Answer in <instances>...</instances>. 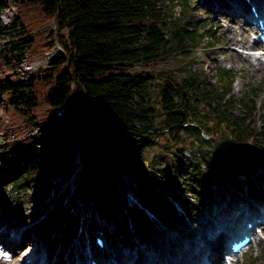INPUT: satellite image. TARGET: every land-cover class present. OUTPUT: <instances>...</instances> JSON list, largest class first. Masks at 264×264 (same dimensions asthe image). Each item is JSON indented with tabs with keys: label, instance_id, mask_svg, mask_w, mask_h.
Instances as JSON below:
<instances>
[{
	"label": "trees",
	"instance_id": "16d2710c",
	"mask_svg": "<svg viewBox=\"0 0 264 264\" xmlns=\"http://www.w3.org/2000/svg\"><path fill=\"white\" fill-rule=\"evenodd\" d=\"M9 4L17 12L9 24L0 18V167L29 205L21 223L37 220L58 238L82 218L55 183L78 149L69 198L109 221H160L174 202L180 217L195 211L223 170L238 180L210 137L264 147L253 79L234 95L235 71L217 67L211 82L193 70L201 45H220L217 26L189 18V0H0V11ZM56 46L47 64L21 72Z\"/></svg>",
	"mask_w": 264,
	"mask_h": 264
},
{
	"label": "rangeland",
	"instance_id": "374dc122",
	"mask_svg": "<svg viewBox=\"0 0 264 264\" xmlns=\"http://www.w3.org/2000/svg\"><path fill=\"white\" fill-rule=\"evenodd\" d=\"M254 2L260 5L264 0H254ZM189 3L191 5V10L187 13L189 18L196 21L204 19L203 21L218 27L217 44L220 45L208 48L201 45L192 59H190V62L193 63V70L200 77L208 76L211 82L214 81V72L217 67L235 71L237 76L232 89L234 95L240 94L247 77L252 78L253 85L260 87L257 101L261 103L260 114L264 118V61L262 60L263 63H258L252 54L249 53L250 47L256 49L260 47V44L256 41V38H253L248 26L242 23V19H237L228 10L229 8L224 6L237 3L241 7L240 9L244 10L245 7V12L247 13L248 6L245 0H189ZM16 12V6L9 4L7 8L0 11L1 21L9 24ZM50 28L51 26L49 25L45 27L47 31ZM244 43L245 45L243 46ZM239 50L242 53H239ZM247 53L252 57L247 58ZM46 58L47 56H44L32 61H24L20 68L21 72H33L47 62ZM202 70L203 73L201 72ZM54 121L55 117L53 115L51 122ZM225 138L227 139L229 136L213 137L212 145L214 146ZM210 148H208L209 151ZM258 148L264 152V147H259L258 145ZM1 156L4 158L0 150V158ZM7 159L5 157L4 165H8ZM253 159L254 157L251 158V161ZM253 163L254 161L250 163V166ZM256 170H258L256 174L239 176L242 180L249 178L247 179L249 181L247 185L235 181L228 170H223L219 179L212 180V185L208 189L210 196H205L201 201L194 203L195 209H198V211L193 212L192 210L187 213V217H180L177 212L169 210L160 221L153 217H149L146 221L138 219L109 221L104 219L91 205H84L82 202L69 198L68 194L73 192L76 185V174L74 172V175L68 180L59 178L55 183L58 194L64 198V206L72 210L81 211L82 218L68 232L55 238L47 233L44 234L42 229L43 232H41L37 220H35L36 223H29L28 220L21 223L20 213L24 211L23 209L29 208V205L24 202L17 191L12 189L10 184L6 186L3 182L6 168L0 167V229H6L7 231L4 233V238H7L10 232L16 231L20 233L19 237L14 238L18 239L16 240L17 242L10 241L8 243L12 249V259L10 261L4 260L5 262L0 260V264L23 263V260H21L23 252L32 250L34 245H38L44 249V252L50 254V264H75L77 259H79V264H81V259H83V264H89L92 258L89 255L91 253L98 254L100 259L104 261V258L101 257V252H104L101 250L104 249H99L93 244V233L95 232L103 233L107 241L105 252L107 251L108 257L112 258L110 260H113L116 264H122L124 255L130 252H132L131 256L133 257L131 264H172L177 262V257L181 255L186 257L188 254L192 256L200 248L202 250L201 256L212 252V259L215 264H220V255L215 253L219 248L215 249L213 247L216 240L212 234L221 225L215 223L206 224L205 217L211 216L216 220L221 215L218 214V217H216L215 214H217L218 210L220 212L223 207H227V209L222 210L221 214L223 217L229 215L231 211L232 213L241 212V210L237 211L238 207L244 209L245 203H255V201L249 199L251 196L257 202L263 201L264 197H260L264 196V163ZM254 175H257V178ZM249 193L251 196H249ZM135 200L134 197L129 195L127 203L131 204ZM212 201L214 204L211 203ZM48 205L50 209L52 204L48 202ZM224 211H228L227 214ZM240 215V213L236 214L238 217ZM230 220L232 219H228L225 222ZM208 229H210L209 234H207ZM33 230L36 231V234L32 232ZM23 231H26L25 238H22ZM257 237L258 241L253 243L245 253L236 256L232 264H264V228ZM22 247H25L23 252H17V249L22 250ZM6 251L9 250L7 249ZM142 251L145 252L144 257L141 256ZM154 256H157V259ZM141 260L143 261L139 263Z\"/></svg>",
	"mask_w": 264,
	"mask_h": 264
},
{
	"label": "bare ground",
	"instance_id": "6f19581e",
	"mask_svg": "<svg viewBox=\"0 0 264 264\" xmlns=\"http://www.w3.org/2000/svg\"><path fill=\"white\" fill-rule=\"evenodd\" d=\"M253 0H245V3H246V5H248L250 2H252ZM255 3V5H256V7L258 8V9H261V4L259 5V4H257V2H254ZM243 5V4H242ZM225 7L227 6L228 8V10L229 11H231L232 12V8L233 7H239V8H241L240 6H239V4H234V5H224ZM247 9H248V7H247ZM241 11L246 15V16H248V14L245 12V7H244V10H242L241 9ZM245 45V43L243 44V46ZM245 47H247V46H245ZM253 47H250V49H252ZM253 56V55H252ZM251 55H247L246 57L247 58H250V57H252ZM254 57V56H253ZM257 61H258V63L260 62V63H263L262 62V57H254ZM250 163V162H249ZM245 206H244V209H241L240 207H238L237 208V211L238 210H241V212L239 211L238 213H232V211L230 212V214L229 215H227L226 217H223L222 216V210H224V209H227V207H223L222 208V210L220 211V212H218L217 211V214H215V216L216 217H218V214L219 215H221L220 217H218L216 220L213 218V217H211V216H207V217H205V223L207 224V223H212V224H220L221 226H219L217 229H216V232L215 233H213L212 234V236H213V238L215 237V240L217 239V234L218 235H221L222 234V231L223 230H227L228 229V227H229V225H231V224H233V223H235V224H239V223H241V221L243 220V219H246V220H251V218H253V217H257V213L254 211L255 209V206H259V203L258 202H255V203H252V204H250V203H245L244 204ZM251 207H250V206ZM243 206V205H242ZM226 214H227V212L228 211H224ZM241 214L240 215V217H238V216H236V214ZM224 215V214H223ZM232 215V216H231ZM231 216V217H230ZM228 219H232V220H230L229 222H225L226 220H228ZM224 220V221H223ZM256 225L259 227V226H261L262 228H264V216L260 219V221L258 222V223H256ZM5 231H6V229H0V241L2 242V238L4 237V233H5ZM7 232V231H6ZM9 232V231H8ZM12 233V235L11 236H7L9 239H12V240H18V239H14V238H17V237H19V235H20V233H17L16 231H14V232H11ZM207 234H209V231L207 232ZM4 243V242H3ZM99 248V247H98ZM100 249V248H99ZM105 249H106V246H105V248H104V250H101V251H104V253L103 252H101V257H103L104 258V261H103V259L101 260L100 259V257L98 256V254H94V253H91V254H89L92 258H91V260H90V262H89V264H116L113 260H110V257H108L109 255H107V251L105 252ZM201 249V248H200ZM200 249H198L196 252H195V254H193L191 257H190V259L189 260H185L184 258H185V255L183 256V255H181V256H179V257H177L178 259H177V262H173L172 264H181V263H186V262H188V261H190L191 259L193 260H197L198 262H200V260H201V251L202 250H200ZM206 249V248H205ZM29 250V249H28ZM23 252V250H21V249H19V250H17V252ZM186 251H188V250H186ZM204 252H205V250H204ZM112 253V252H111ZM110 253V254H111ZM132 255V252H130L129 254H125L124 255V260H123V263L122 264H131V261L133 260V257L131 256ZM204 255V254H203ZM107 256V257H106ZM141 256L142 257H144L145 256V252L144 251H142V253H141ZM50 258H51V256H50V254L49 253H46V252H44V249H42V248H40L38 245L36 246V245H34L33 246V248H32V250H29L28 252H23V255L21 256V260H23V263H21V264H33V263H35V264H50ZM154 258L155 259H157V256H154ZM153 258V259H154ZM95 259V260H94ZM112 259V258H111ZM154 259V260H155ZM109 260H110V262H109ZM125 261H126V263H125ZM206 261L208 262V264H215V262H214V260L212 259V252L210 253V254H208V255H206ZM5 262V261H4ZM80 262H81V264H83V259H81L80 260ZM102 262V263H101ZM218 262V261H217ZM223 262H225V261H223ZM75 264H79V259H77V261H76V263ZM216 264H219V263H216ZM226 264V263H225Z\"/></svg>",
	"mask_w": 264,
	"mask_h": 264
},
{
	"label": "water",
	"instance_id": "95a60500",
	"mask_svg": "<svg viewBox=\"0 0 264 264\" xmlns=\"http://www.w3.org/2000/svg\"><path fill=\"white\" fill-rule=\"evenodd\" d=\"M213 141V137L209 138ZM214 157L233 173H254L262 165L264 152L249 142H237L233 139H223L213 147ZM254 159L250 166L251 158ZM250 162V163H249Z\"/></svg>",
	"mask_w": 264,
	"mask_h": 264
}]
</instances>
